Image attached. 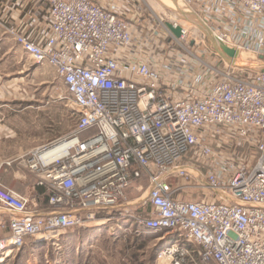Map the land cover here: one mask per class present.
Segmentation results:
<instances>
[{"label": "built area", "instance_id": "obj_1", "mask_svg": "<svg viewBox=\"0 0 264 264\" xmlns=\"http://www.w3.org/2000/svg\"><path fill=\"white\" fill-rule=\"evenodd\" d=\"M185 1L219 44L264 63V0ZM40 2L18 22L10 11L4 19L0 0V29L33 63L52 68L77 116L69 133L31 151L46 212L0 184L10 212L0 258L27 238L58 245L66 230L125 208L144 179L141 205L150 210L130 224L177 236L157 260L181 264L189 242L201 264H264V68L232 65L208 49L216 64L161 61L148 52L149 33L173 45L182 26L176 37L157 16L145 30L142 18L96 0ZM178 179L214 199L182 197Z\"/></svg>", "mask_w": 264, "mask_h": 264}, {"label": "rangeland", "instance_id": "obj_2", "mask_svg": "<svg viewBox=\"0 0 264 264\" xmlns=\"http://www.w3.org/2000/svg\"><path fill=\"white\" fill-rule=\"evenodd\" d=\"M141 5L146 7L147 12L156 14L158 19L163 22L176 23L186 29L185 36L173 45L168 44L167 38H157L149 33L148 52L151 57L161 61H165L168 58V60H174L178 63H183L191 57H199L206 63L216 64L214 56L207 53L208 49L218 52L226 62H230L233 65L247 66L248 69H253V67L255 69L264 68V63L250 58L246 54H240L242 57L237 54L236 56L229 54L222 44L213 39L214 35L210 28L204 25L200 17L193 11L187 10L180 3V0H146L145 4ZM152 22L153 24L149 28L144 25L145 30L156 28L158 20L152 18ZM199 26L211 32V37ZM0 41L5 42L4 49H0V56L1 52H3L5 60L7 57L12 60V54L15 53L16 55V49H18L12 44L13 40L8 34H0ZM19 51L20 70L18 73L15 70L14 74L9 75L12 77L11 80L5 77L6 81L4 82V88L11 91L14 90V93H16L14 97H11L13 103H18L16 108H20L19 110L21 111L26 105L31 106L28 110H32V115H34V110H36L34 102L50 99L48 95L51 92V95H57L62 101L63 110L67 109L60 116H57L53 111L51 117H47V122L43 125V131L50 133L53 137L69 133L73 128L77 111L71 102L64 99L65 93L62 82L56 77L52 68L47 65L33 63L26 53L20 49ZM187 51H190L192 55ZM226 54H228L229 58L231 57L230 60H228ZM233 59L239 60L240 64L238 65ZM8 66L11 68V62L6 65V70ZM157 67H160L159 64H157ZM23 92L35 94L36 96L24 97L22 96ZM5 100L10 99L5 97ZM23 124L22 118L16 123V125ZM32 129L33 133L36 132L35 127ZM30 159L31 153L24 157V164L27 169H29ZM174 182V180L169 181L170 184H174ZM177 183H180L182 187L180 188V190H183L181 192L182 197L188 199H214L213 196L210 198L208 191L185 189L183 184L186 185V181L184 179H178L175 184ZM146 187L147 182L144 179L134 183L126 194L125 201L129 204L127 203L125 208H118L114 212H108L109 214L105 213L104 216H96L91 220L92 223L89 222L91 224L87 223L88 225L85 226L68 229L60 235V237L68 235V238L73 236L74 241H63L64 244L59 243L52 246L49 244L51 246L49 249H45L44 246H40L35 250L24 247L19 250V252L22 250L21 253H16L14 257L5 258L4 264H63L65 260V263H68V259L71 264H174L175 260H169L165 257L160 260L156 259L159 249L164 244L158 243L155 235H161L165 230L159 231L160 234H153V232L148 230L136 229L135 225L130 224L133 216L138 214L146 216L150 210L149 205H141V200L146 196ZM101 219H105L102 220L104 224H101ZM62 245L63 247L65 246V249ZM181 264H191L188 255L182 258Z\"/></svg>", "mask_w": 264, "mask_h": 264}, {"label": "crops", "instance_id": "obj_3", "mask_svg": "<svg viewBox=\"0 0 264 264\" xmlns=\"http://www.w3.org/2000/svg\"><path fill=\"white\" fill-rule=\"evenodd\" d=\"M3 1L6 4V8L3 11L4 12L3 17L6 21L8 20L5 17L6 14L9 13V11H10L9 13L10 18L17 19L19 22L21 17L26 16V15L22 16L21 14L25 13L27 10H29L30 13H32L31 11L40 10L43 7L41 5L40 0H3ZM96 1L101 3L102 5L114 6V9L118 14L130 19L131 21L138 18L139 19L142 18L143 20H145L144 22L145 25H149L152 21V18H155L157 16L156 14L154 15V13H149V11L147 12L145 6L142 7L141 4H145L146 0H96ZM180 3H182L187 8V10H191L190 6L186 4L187 2L185 0H180ZM9 5L11 6V8H9ZM199 28L201 27L199 26ZM201 29L207 32L210 36L211 32L205 30L204 28ZM138 30L140 29L137 28L135 29V35L139 33ZM0 34H5V33L0 29ZM12 44L18 48L16 49V55L15 53L12 54V60H10L9 57H7V59L5 60V56L3 55V52H1V56H0L1 57L0 58V110L2 114V118L0 122V184L8 189L14 190L17 193L25 196L26 198H28V200L32 205H36L39 213H44L49 208L47 203V191L45 186H40L37 183L38 179L42 177V174L40 172L31 170L30 168H29L30 170L27 169L24 164V157L27 154L31 153V151L37 148L38 146H41L57 138V137H53V135H51L50 133L43 131V125H45L44 123L47 122V117H51L53 111L56 113L57 116H60L62 112L63 111L65 112L67 108L63 110L62 107L63 105L61 104L62 101L59 99L57 95L55 96L51 95V92H49L48 95L50 99H44L42 101L40 100L39 102H34V105L36 106V110H34L35 111L34 115H32V110H28L29 107L31 106L26 105L27 107L26 106L23 107V110L21 111L19 110L20 108L19 109L16 108L18 103L16 102L13 103V100L11 98L14 97L16 93H14V90L11 91L9 89L4 88L5 86L4 82L6 81L5 77L8 80H11L12 77L9 75L14 74L15 70H17V73L20 70V59H19L20 48L14 42ZM4 46H5V42L0 41V49H4ZM237 55L242 57L240 54ZM233 60H235L238 64H240L239 60L237 59H233ZM9 62H11V68L8 66L6 70V65ZM27 93L28 92H23L22 96L24 97L36 96L35 94L32 95ZM5 97H8L10 100H5ZM20 118H22L24 124L16 125L17 121H19ZM33 127H35V131H36L34 133L32 129ZM9 217H10V212L0 204V238H7L9 236V232H10ZM102 220L105 219H101V224H104V221ZM157 233L159 232L153 234H157ZM155 236H157L156 239H158V243L162 245L176 241L177 238L176 234H172V232L170 231H165L161 235H155ZM68 240L69 242L74 241V237L71 236L68 238V235L66 237L63 236L59 237L57 244L59 243L64 244L63 241L68 242ZM40 246H44L45 249H49L52 245L50 246L49 244L43 242L42 240L27 238L21 249L25 247L28 249L35 250L38 249ZM188 248H189L188 257L190 263L201 264L199 262V257H198L199 247L196 246L195 244L188 242ZM21 252L22 250L20 252L18 250L11 256L14 257L16 253L19 254ZM4 260L5 258L3 260H1L0 258V264H4ZM68 260H67L68 263H65L66 261L65 260L63 261V264H71L70 261Z\"/></svg>", "mask_w": 264, "mask_h": 264}, {"label": "bare ground", "instance_id": "obj_4", "mask_svg": "<svg viewBox=\"0 0 264 264\" xmlns=\"http://www.w3.org/2000/svg\"><path fill=\"white\" fill-rule=\"evenodd\" d=\"M202 21V20H201ZM202 23H203V21H202ZM204 25H206L205 23H203ZM185 29V28H184ZM214 38V37H213ZM227 50H228V52H229V54H231L232 56L233 55H235L236 56V54H240V52H239V50H236V49H230V48H228V47H226V45H224V44H222ZM222 48V47H221ZM224 51V50H223ZM226 57L228 58V60H230V58H229V56H228V54H226ZM225 62H226V60H224ZM230 63V62H229ZM232 64V63H231ZM233 65V64H232ZM235 65H237V64H235ZM239 65V64H238ZM168 250V249H167ZM13 253V250H10V251H8L7 253H5L4 255H3V257L1 258V260H3L4 258H7V257H9V256H11V254Z\"/></svg>", "mask_w": 264, "mask_h": 264}, {"label": "water", "instance_id": "obj_5", "mask_svg": "<svg viewBox=\"0 0 264 264\" xmlns=\"http://www.w3.org/2000/svg\"><path fill=\"white\" fill-rule=\"evenodd\" d=\"M166 26L169 28V30H171L173 32V34L176 36V37H180L182 31H181V26L179 25H173L169 22H166Z\"/></svg>", "mask_w": 264, "mask_h": 264}]
</instances>
